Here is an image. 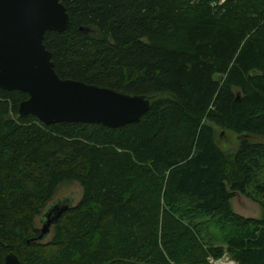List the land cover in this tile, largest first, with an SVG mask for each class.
I'll list each match as a JSON object with an SVG mask.
<instances>
[{"label":"trees","instance_id":"1","mask_svg":"<svg viewBox=\"0 0 264 264\" xmlns=\"http://www.w3.org/2000/svg\"><path fill=\"white\" fill-rule=\"evenodd\" d=\"M61 78L152 97L138 121L45 124L0 87V264H264V0H61ZM218 128L239 138L230 152ZM242 135V136H241ZM79 201L40 233L62 184ZM242 194L261 217L238 213ZM208 225V226H206ZM224 233L223 245L207 228Z\"/></svg>","mask_w":264,"mask_h":264},{"label":"water","instance_id":"2","mask_svg":"<svg viewBox=\"0 0 264 264\" xmlns=\"http://www.w3.org/2000/svg\"><path fill=\"white\" fill-rule=\"evenodd\" d=\"M69 24L70 14L61 0H0V87L29 94L19 104V114L35 115L47 125L68 121L119 127L138 121L151 107L149 95L126 94L58 75L44 37L46 31L61 32ZM74 203L72 196L50 202L33 240L46 239L54 222ZM3 264L22 262L9 252Z\"/></svg>","mask_w":264,"mask_h":264},{"label":"rangeland","instance_id":"3","mask_svg":"<svg viewBox=\"0 0 264 264\" xmlns=\"http://www.w3.org/2000/svg\"><path fill=\"white\" fill-rule=\"evenodd\" d=\"M218 131H219L218 144L225 151L227 152L233 151L239 146V138L236 134H234L231 131L223 130L220 128H218ZM249 139L253 141H257V140H264V137L250 136ZM81 195H82L81 185L78 182H72V183L60 185L53 200L62 198L64 196H72L74 198V202H77L80 200ZM233 206H234V209L242 215L251 216V217H261L262 216L261 206L258 203L254 202L253 200H251L250 198L242 194H237L233 198ZM36 224L38 227L42 226L41 221H40V216L36 217ZM206 228H207L206 232L208 233V235L210 237L212 236L218 244L223 245L222 241L224 238V233L213 226H209ZM223 254H222L223 264H238L237 261L227 251H224ZM208 261H209V258H208Z\"/></svg>","mask_w":264,"mask_h":264},{"label":"built area","instance_id":"4","mask_svg":"<svg viewBox=\"0 0 264 264\" xmlns=\"http://www.w3.org/2000/svg\"><path fill=\"white\" fill-rule=\"evenodd\" d=\"M223 255H221L220 257L209 256L208 258H209V261L211 264H223L222 263ZM224 258H225V256H224ZM219 260H220V262H219Z\"/></svg>","mask_w":264,"mask_h":264},{"label":"crops","instance_id":"5","mask_svg":"<svg viewBox=\"0 0 264 264\" xmlns=\"http://www.w3.org/2000/svg\"><path fill=\"white\" fill-rule=\"evenodd\" d=\"M232 204H233V200H232ZM234 207V206H233ZM239 213V212H238Z\"/></svg>","mask_w":264,"mask_h":264}]
</instances>
